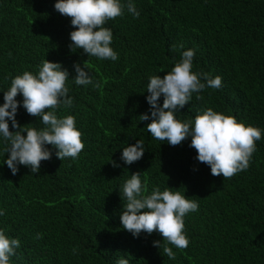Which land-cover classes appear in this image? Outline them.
<instances>
[{
	"label": "trees",
	"instance_id": "1",
	"mask_svg": "<svg viewBox=\"0 0 264 264\" xmlns=\"http://www.w3.org/2000/svg\"><path fill=\"white\" fill-rule=\"evenodd\" d=\"M56 2L0 0V106L12 78L38 74L44 60L59 63L69 73L73 105L59 107L56 115L75 117L84 144L77 158L62 161L45 145L51 158L41 161L38 173L18 165L13 175L4 163L9 145L0 135V231L20 241L9 264H264V0H120L122 16L104 25L112 32L116 61L71 50L69 34L76 29L55 11ZM129 2L139 18L128 12ZM189 49L195 52L192 72L219 76L222 84L193 93L176 119L194 120L211 108L261 130L249 167L231 178L212 176L196 160L190 137L171 146L147 131L151 118L139 119L150 117L149 78H163ZM74 64L88 71L91 84H75ZM15 100L19 126L42 129L41 119L22 107V95ZM137 140L144 142V154L126 165L122 149ZM137 172L145 195L169 188L198 203L183 218L187 248L155 231L134 237L123 229L122 188Z\"/></svg>",
	"mask_w": 264,
	"mask_h": 264
},
{
	"label": "clouds",
	"instance_id": "2",
	"mask_svg": "<svg viewBox=\"0 0 264 264\" xmlns=\"http://www.w3.org/2000/svg\"><path fill=\"white\" fill-rule=\"evenodd\" d=\"M123 8L120 0H57L54 4L55 11L70 18L71 26L76 29L69 34L71 50L82 49L87 56L112 61L118 59V54L110 47L112 32L104 25L106 21L122 16ZM127 10L134 18H139L140 13L131 2L127 4ZM176 47L174 45L173 50ZM194 55V50L183 51L179 62L163 78L159 75L149 78L146 101L150 106V117L145 114L139 119L147 121L151 118L146 125L147 131L153 138L167 141L171 146H178L190 137L189 146L195 149L196 160L209 166L212 176L231 178L249 167L256 150L255 141L261 139V130L238 123L234 117L214 112L211 108L196 115L194 120L181 122L176 119L175 113L189 103L193 93L202 92L206 87L218 89L222 84L219 76L210 78L208 74L192 72ZM73 67L76 85L92 83L88 71L79 64ZM67 80L68 71L62 70L59 63L47 60L42 62L38 74L25 71L11 79V86L4 92V103L0 106V135L9 145L5 148L8 158L4 163L13 175L18 172V165L30 168L33 174L38 173L41 161L51 158V152L45 145H52L61 161L68 157L77 158L84 149L75 117L58 118L56 115L59 107L70 108L73 105V100L67 95ZM18 94L23 97L22 107L27 114L41 119L42 129L19 126L15 119L19 106L15 97ZM161 96L162 106L158 104ZM196 99L202 97L197 95ZM8 121L15 131L9 130ZM143 144L142 140H137L135 145L122 149L120 159L124 164L131 165L142 158ZM111 163L113 167L119 166L114 161ZM140 175L139 172L133 173L122 188L126 198L125 208L119 217L123 229L134 237L141 232L151 235L155 231L176 248H187L189 240L184 234L183 218L187 213L197 211L198 203L169 188L161 191L156 187L151 194L145 195L147 188L142 185ZM4 214L0 211V215ZM153 246L159 248L161 243L153 242ZM19 247L18 239H9L0 231V264H9V257ZM163 252L169 259H175L170 247L164 246ZM117 264H129V261L119 259Z\"/></svg>",
	"mask_w": 264,
	"mask_h": 264
}]
</instances>
